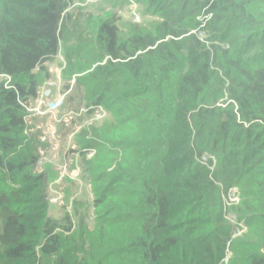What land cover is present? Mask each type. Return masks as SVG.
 <instances>
[{"label": "trees", "instance_id": "1", "mask_svg": "<svg viewBox=\"0 0 264 264\" xmlns=\"http://www.w3.org/2000/svg\"><path fill=\"white\" fill-rule=\"evenodd\" d=\"M89 1L0 0V176L41 179L19 150L61 49L63 79L111 114L76 139L93 228L35 225L0 193V264H264V0H144L158 20L128 33L74 21ZM231 216L255 244L237 249Z\"/></svg>", "mask_w": 264, "mask_h": 264}, {"label": "rangeland", "instance_id": "2", "mask_svg": "<svg viewBox=\"0 0 264 264\" xmlns=\"http://www.w3.org/2000/svg\"><path fill=\"white\" fill-rule=\"evenodd\" d=\"M80 9L73 7L70 13L73 15V20L79 21V25H83L84 28L88 20L94 21L107 14L116 20V24L124 33H128L132 26H144L158 20L157 16L147 9L144 0L139 1L137 7L126 1L113 5L110 0H91L87 2V7ZM64 55L65 50L61 49L59 56L47 64L52 75V83H55L54 88L47 87L53 91L49 102L53 106L60 105V112L41 117L29 111L27 116L29 131L25 134L23 150H19L22 157L28 153L29 156L36 158V163L31 169L34 178L41 179L36 180L34 186H30V183H23L21 177L0 176V193L4 197H11L12 203H16L14 200L16 196L19 197L20 205H15V211L22 213L26 210V214H32L35 225H38V221L42 218L61 221L69 213L74 217V223H78L79 218L86 216L87 223L93 228L95 220L93 187L85 172L83 157L78 152L76 139L82 130L98 127L105 121L96 120L93 115L82 111H88V95L84 89L77 90L76 76L68 81L63 79L62 74L66 69ZM67 86L70 87L69 91L66 90ZM31 103L32 106L28 105L30 110L37 105L36 100ZM71 112L75 115L73 119L68 116ZM105 119L111 120L109 112L106 113ZM69 120L72 124L68 123ZM91 157L92 155L89 154L86 159ZM239 202L237 189H232L225 195L228 208L231 207L229 205L233 203L238 205ZM76 211L80 213L78 218H75ZM231 217L229 218L231 239L237 243V249L241 250V245L244 243L255 244L254 239H248L250 230L246 223L237 222ZM233 256L234 253L228 252L225 264H228Z\"/></svg>", "mask_w": 264, "mask_h": 264}, {"label": "built area", "instance_id": "3", "mask_svg": "<svg viewBox=\"0 0 264 264\" xmlns=\"http://www.w3.org/2000/svg\"><path fill=\"white\" fill-rule=\"evenodd\" d=\"M52 82L53 81L51 80L49 83H47L44 86L42 93L38 96V99L36 100V104H37L36 107L32 110H30L29 107L26 108L28 112L32 111L33 113H35L41 117L47 116L48 114H51V113L53 114V113H59L60 112V109H61L60 105H54L53 106L49 102L52 90L47 88V87L55 86V83H52ZM47 92H49L50 96L49 95L47 96ZM30 106H32V103H30ZM82 111L85 113L88 112V114L93 112V114H91V115H93V118L96 120L105 119L106 113H107L101 107H89L88 111H84V110H82ZM68 116L71 117V119H73L75 115L73 114V112H71ZM63 118H65V117H63ZM68 123L72 124L71 120H69ZM232 205H235V203H233L229 206H232ZM226 207H227V205H226Z\"/></svg>", "mask_w": 264, "mask_h": 264}, {"label": "crops", "instance_id": "4", "mask_svg": "<svg viewBox=\"0 0 264 264\" xmlns=\"http://www.w3.org/2000/svg\"><path fill=\"white\" fill-rule=\"evenodd\" d=\"M52 92V91H51ZM48 93V92H47ZM49 96H50V94H48ZM52 95H53V92L51 93V97H52Z\"/></svg>", "mask_w": 264, "mask_h": 264}, {"label": "bare ground", "instance_id": "5", "mask_svg": "<svg viewBox=\"0 0 264 264\" xmlns=\"http://www.w3.org/2000/svg\"><path fill=\"white\" fill-rule=\"evenodd\" d=\"M50 88H51V87H50ZM53 88H54V87H53ZM53 90H54V89H53ZM52 92H53V91H52ZM52 92H51V93H52ZM29 103H30V102H29ZM33 103H34V102H33Z\"/></svg>", "mask_w": 264, "mask_h": 264}, {"label": "water", "instance_id": "6", "mask_svg": "<svg viewBox=\"0 0 264 264\" xmlns=\"http://www.w3.org/2000/svg\"><path fill=\"white\" fill-rule=\"evenodd\" d=\"M49 92L47 93V96H48Z\"/></svg>", "mask_w": 264, "mask_h": 264}, {"label": "clouds", "instance_id": "7", "mask_svg": "<svg viewBox=\"0 0 264 264\" xmlns=\"http://www.w3.org/2000/svg\"><path fill=\"white\" fill-rule=\"evenodd\" d=\"M239 204V203H238ZM244 226V225H243ZM245 227V226H244Z\"/></svg>", "mask_w": 264, "mask_h": 264}]
</instances>
